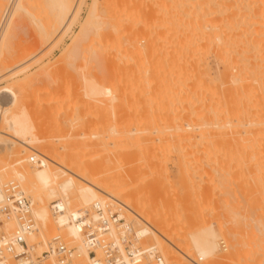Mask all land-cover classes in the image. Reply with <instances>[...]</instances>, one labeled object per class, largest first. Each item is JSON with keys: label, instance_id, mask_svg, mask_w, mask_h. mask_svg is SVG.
<instances>
[{"label": "rangeland", "instance_id": "obj_1", "mask_svg": "<svg viewBox=\"0 0 264 264\" xmlns=\"http://www.w3.org/2000/svg\"><path fill=\"white\" fill-rule=\"evenodd\" d=\"M23 1L24 0H21V2H22L21 3L20 0H6V1L4 0V1H2L3 3L5 2L3 9L0 12V38H1L0 41H2L1 44H3V42H4L3 46L0 44V89L7 86L9 89L13 90L14 92L16 91L17 95H19V98L21 97L20 102L18 103L19 105H18L17 109L14 108L12 111L7 112L6 114L1 113V111H0V130L5 131V133H6L5 134L3 132L0 135V158L2 159V161L5 165V170L3 172L4 173H10V172L12 173V171L14 169L19 171L21 168L19 165L20 162H25L26 164H28L29 167H32V168L42 167L40 165L32 163L29 160V157L31 155H37L36 151H27L25 153L24 151H22L23 146H21L20 144L16 143L13 146H11L12 144H10L11 138L9 137V135H7L8 133L11 134V130L9 129L10 121L12 122L13 119H15L14 121H16V122L24 121L26 123L27 129H28L27 134H31L34 137L40 139L39 143L42 144L41 145L42 147L50 148L52 146H63L64 145V148L66 150H71V153L74 154L73 156L76 157L75 159L78 161L77 162L78 164L79 163L82 164L81 162H84L83 164H85L86 166L88 164H89V166H94L97 170L101 171L100 172L101 176H103V175L105 177L108 176V178H113V180H115V182H117V183L122 182V183L126 184L124 186L126 187V190H127V192H126L127 197H133L134 195H139V196H141L142 199L143 198L145 199V200L144 199L143 200H144V202L147 203L146 205L150 209L158 210V211L161 210V212H160L161 216H163L165 218V220L164 219L163 220L165 221V224H166V226H165L166 232L168 229L167 233L175 235V236H176L175 233H178V234H180L179 236H182V239H184V236H185V240H184L185 243L181 239V241L185 244V246L187 244L186 241L188 242V238H190V237L194 238L195 241H197V243L199 244V243L203 242L204 240L208 239V237L210 236V234L212 232H215L219 237L218 238V240H219L218 244L219 245L217 247V251H215V254L213 253V256H212L213 259L211 258L212 261L215 260L214 264H264V255H263L264 250H262V249H264V242H262V241H264V239H263L264 238V229H262V227H260L261 225L258 226V224H262V223H263L262 225H264V216H263L264 214H262V213H264V207H263L264 206V199H261L264 197V170H262L264 168V166L262 164V162H264L263 145L260 147L263 150L259 149L260 151L253 153L254 157L256 154L259 155L258 157H255L254 160L251 159V158H253V156L250 158L251 155L248 153L249 150L247 151V149L245 147H243L244 145H242V146L239 145V146L242 148H245L246 152L248 153V154H246L244 149H242V151H244V153H245L244 154L245 156L244 155L242 156V151H240L241 153L238 151V149H237V148H239L237 146L238 143L232 142L233 144L230 143L232 145L225 147V148H224L225 145H219V146L217 145L218 148L222 146L225 149V150H223V148L220 149V151H222V156H225V158L224 157L218 158V161L219 162L221 161V163L219 164L218 161L217 162L215 161L218 164L216 166L218 167L221 164H224V166H223L224 168L228 169L230 167L229 170L231 173L230 177H229V175H227L228 177L225 176V179L222 178V181L224 179L227 182V183H225V181H223V183L227 184V186L224 185L223 187H221L223 185V183H221V178L217 179V180L215 179L216 180L215 182L212 179L208 178V177H211V176H208L210 173H207V171L210 172L209 171L210 167H208L209 166L208 164L212 165V164H216V163L215 162L213 163L212 159H210L211 161L210 160L208 161L209 158L206 159L207 158L206 156H205L206 158L204 156H200V154L203 155V153H201L202 152L201 150H198V151H200L198 153L196 151H194L197 149L196 148L197 146L195 145L196 146L195 147L194 144L193 145L191 144V146H194L196 149L193 148V149H191L193 151H191L188 149V147L191 148V146H189V145L187 146V145H184L183 143H181L182 145H184V146L181 145L183 148H185V146H186L187 148H185V149L192 152V155L190 154L189 158H188L189 153L187 151H184L185 149L183 150L182 147L180 146V150L182 149V151L187 152L186 153L187 156L185 155V153H182L183 154L182 155L180 153V150L179 151H178V149L176 150L177 146H175V142L173 141L174 144L171 143L173 137L171 136V133L169 132V130H168V132L166 130V129H168V127H170V125L171 126L177 125L175 122L179 121L178 118L172 119V118H174V116L176 114H177V117H179V115L182 114L181 115L182 118L180 116V121H182V123L181 122L180 123L182 125H183V123L184 124L187 123L186 120H188V118L190 119V116L193 114V111L190 114H187V116L189 115L187 119L184 117L183 114H185V112L187 110L185 108L186 107L188 108V104L190 103L189 97L190 98L193 97L192 96L193 94H189L190 92L193 93L192 89H195L197 91V94H200L202 97H205V96L209 97L210 96L209 98H206V97H205V99L203 98V100H205L207 102V103H205L203 101L205 103V105L201 104L203 107L200 105V103L202 102V101H200L201 98L199 100L200 101V103H199V102H197L198 97L196 99H195V97H193L196 100L195 103L196 102H197V104L199 103L198 105H200V107L193 102L194 105H196L198 108H201V110H202V108H203V110L205 109L204 110L205 112L208 110V109L206 110V108L208 107V104L211 102L212 97H213L212 99H216V101L220 100L218 97L222 98L221 97V94H222L221 88L222 87H220L221 82H219L220 80H218V78H217L218 72L221 71V67L219 65H217L213 56L211 55L207 58L209 67L208 66H206V67H208V70H210L209 74H211L210 76L212 78L211 83H215V85L218 86V90H217V88L213 87V86H215L214 84L212 86L209 83V85H210L209 87L210 88L213 87V89L215 88L217 91V93H215V94L213 91L212 92L210 91L211 94H213V95H210V93L209 92L206 93L207 91H205V90H204L205 93H203V90L201 87L202 85L200 84V82H199L200 85H198L197 80L194 81V79H191V78L188 79L189 77L187 76L188 78L185 77L187 80L184 79L185 81H183V83H181V81L183 80L182 78L185 74H182L183 76L180 75L181 78L178 79L176 73L172 72V74H174V76H172L171 71L165 70V65H163V64L165 63L168 66V64L166 62H164L168 56L166 57L167 53L164 50V45L161 44L162 43L161 37H165L166 35L162 36L163 34H165V31L163 30L164 31L163 32L162 30H159V29H161L162 27H163V29H165L166 27L162 26V22L160 23L161 19H164V16H162V14H161V12L163 10L162 11L160 10V12L158 10V12L154 13L157 9L153 10V9H155L154 6H152V8L150 6V4L152 5V4L156 3V2H154L155 0L153 2L151 0L150 1L145 0V2H144L145 4L140 0H136V1L134 0L135 2L138 1L137 2V3H139L138 6H141L139 8L137 6L136 10L135 9L132 10L131 4H127V5L125 4L127 0H125V3H124L125 5L123 4V1L121 3H119V5L123 4V6L120 5V7L122 6V8H124L123 10L118 7L119 6L118 4L117 5L113 4V6L115 5L118 8L114 6V8L111 9L113 7V6L111 7L112 4L109 5L110 7L108 6V4L110 3L109 1H112V0H109L108 1L109 3H105V1H107V0H104V1L101 0L103 3L107 4V6L109 7V8L107 7L108 10L106 9V5H104L103 3H102L103 5H101V4H99L101 1L96 0V3H98V4L96 5L97 6L96 11L97 12H95V13L92 10V9H94V8H92V5H93V2H95V1H91V0H84L83 1L82 0V5H81L80 11H79V17H77V19H76L77 21L75 20L76 22L74 21V23L72 24V26H71L72 28H70L71 30L69 29L66 32L67 34L65 33L64 35H62L63 37L59 36L57 38L58 42H57V40H55V43L53 44V42H54L53 41L52 44L50 43V46H49V43H47L48 45L44 44L42 46L41 40H39L40 39V36H39L40 31L38 29V26H40L41 20H42V16H41L40 12H38L39 8L37 6H35L34 4H32L31 0H30L31 3L29 2L30 4H28V0H26L27 3L23 2ZM146 1L148 3H146ZM156 1H158V0H156ZM6 2H8V3H6ZM15 2H17V3H15ZM91 2H92V5H91ZM115 2L112 1L111 3H115ZM129 2L132 3L131 0ZM20 3L22 5L21 7L24 6L23 9H25V6H26V10H23L22 8L20 9V5H19ZM16 4H18L19 6ZM144 5L146 6V8L144 7L143 9H140ZM16 6H18L19 8L18 7L16 8ZM99 6H101L100 8H102V9H99ZM103 6H105V7H103ZM126 6L127 7L129 6V7L127 8ZM149 6L151 9L150 8H148V9L153 10V11H149L147 9V7H149ZM27 7L30 9H27ZM93 7H95V4ZM88 8H89V12H88ZM103 8H105V10ZM130 8H131L132 12H131V10L129 11ZM17 9H18V11L16 12ZM98 9L102 10L101 13L104 16V18L100 17L102 14L99 16L102 20L104 19V21L102 22V26H100L101 25L100 19H99L100 23H99L98 19H96L98 21L99 25H97V22H96V25L98 27L97 28L95 27L96 30L91 29L93 31L89 32L90 36L88 33H86V35H87L86 39H83V41L81 42V43H84L83 44L84 46H82L83 49L81 50L79 47L76 48V46H77V45H75L76 42L75 43L73 42L76 40H73V39H75L74 37L79 35V34H76V33H79V30L82 33V29H79V28H81L80 25H83L85 23V20L90 22L88 19H91V17L93 16V13L94 14L98 13ZM109 9H110V11H109ZM140 10L142 12V13H140L141 15L139 14ZM142 10L143 11L145 10L144 11L145 14L143 13ZM25 11L26 12L28 11V13L29 12L30 13L28 14ZM31 11H32V13L35 12V15H33V17L31 16V14H32ZM119 11H121V12L123 11L121 14V16L122 15L123 16L122 17L119 16L120 18L119 17L118 18L121 19V21H123V18L124 19L128 18L127 20L129 21V24H127L128 23L127 20L125 22L123 21L125 24L122 22L121 26H123V24L124 25L127 24L128 26H130V29H131L132 24H134V25L139 24V26L135 25V27L133 28L134 29L133 32L136 34L135 30H138V29H136V26H138L137 28L140 27V29H141V30H139L140 34H139V31L136 34V37L138 35L139 40L135 37V34H133L132 37L133 38L135 37L136 41H135V39H133L134 41L132 39L130 41H126L125 38H127V37H125L124 40L122 39L123 44H124V41L126 43L133 41V43H134L133 44L131 42L133 44V46L130 43H129L130 45L128 44L126 46L128 50L122 48L123 49L122 55H123L124 50L128 51V53L127 52L125 53V51H124V54H127L125 57V60H127V61L124 60V56L120 57V58H122V60H121L122 63L119 61L120 58L115 59V55L118 54L116 49H114L117 52L116 54H114L115 51L113 50V48H111L113 55H111V53H109L111 50V49L109 50V47L111 44H107L108 50H106L107 49L106 48V46H107L106 42H105V45H106L105 47H104V45L100 44L102 46L101 47L102 49L106 48L105 49L106 52L104 49L101 50L104 52V53H102V54H104L103 58L107 57L109 54H110V56H112V57L108 56L109 58H107V59H110V61H108V62L112 61L109 65V67L110 66L112 67L111 64L113 62H114L115 66L120 63L122 65V66L120 64L118 65L121 67L120 71H119V68H117V66L115 67L114 65L113 66L115 68L106 67L107 65H105V64H108L106 58H105L106 62L104 64L105 65L104 67H106V68H102V64H103L102 61H101V64H100V62L99 63L97 62V63H95V65H97V64L98 65L93 66V64L96 61V59L98 58V56H99V58H102V55L100 56V54H101L100 52L98 55V53L96 52V51H98V50H96L97 48H95V52H94L93 51L94 48L92 47V45H91L90 49L87 46H90V44L95 43L94 47H96V44H98V42L97 43L94 42L95 38L91 42L90 41L91 38H93V35H94V37H96L95 33L99 32L98 30H101L100 32H104V31H106V29L109 30V28H106L105 23L107 22V20L110 21L108 18H112L113 16H114V18H116L115 15ZM128 11L131 12V14L130 13L128 14L129 16L133 15V14H134L133 16H135V14H136V17H135L136 19L132 16L134 19V20L132 19V21H131L132 23L130 22L131 19L129 20L130 17L128 15H127L128 17L127 16L124 17L125 14L128 13ZM136 11H138V12H136ZM109 12H110V14H109L110 16L113 12L112 17H108V15L106 16V14H108ZM115 12H116V14H115ZM149 12H151L152 14L150 15ZM90 14H91V17H89ZM99 14H100V12H99ZM18 15L20 16V18ZM97 15H95V16H97ZM145 15H146V17H145ZM137 16H139V17H137ZM154 16L155 17L158 16L156 18L157 20L155 19ZM84 17H86V18H84ZM151 17H153V18H151ZM118 18H116V19H118ZM141 18H143V19H141ZM83 19H85L84 23L81 24ZM93 20L95 21V19H93ZM135 20L138 23L137 22L134 23ZM39 21H40V23H39ZM94 21L92 23H94ZM111 21H113V19ZM114 21L116 22L115 19H114ZM155 21H156V23H155ZM115 22H110V24L111 23L115 24ZM116 23H120V22H116ZM150 23H155L158 25L160 23L161 27H158V25L153 26V24H150ZM89 24H91V23H89ZM144 24H145V26L146 25L147 26L145 27ZM87 25H85V26L83 25V26L86 27ZM92 25H90V28ZM116 25L118 26V24H116ZM148 25H150V26H148ZM117 26L114 25V27H116V29H118ZM84 27H83V33L85 30ZM93 27L94 26H92V28ZM110 27H111L110 28V33H111V29L113 28V25L112 26L110 25ZM147 27H148V29L144 30ZM152 27H154L155 29ZM86 28H88V26ZM119 28L121 29V27H119ZM125 28L126 27L123 26V28L121 29L122 31L120 29H118V31L123 32V29H125ZM127 28H129V27H127ZM102 29L104 31H102ZM114 29H112L113 33H115L117 31V30L115 31ZM153 29H154V31H153ZM108 30H107V32H108ZM132 30H130V32H132ZM3 31H5L6 33ZM125 31H126V29H125ZM161 31L163 33H161ZM120 32H118V33H120ZM126 32L129 33V31H126ZM83 33H82V35H83ZM159 33H161V36L159 35ZM1 34H4L3 36H4V38H6L5 41H4V38L1 36ZM12 34H13V36H12ZM123 34H126V33H123ZM151 34H153V36H151ZM131 35H132V33H131ZM8 36H9V38H8ZM125 36H127V34ZM129 36H130V34H129ZM81 37L82 36L80 34V38ZM121 37H123V36H121ZM145 37H146V40H145ZM60 38H62L61 39L62 41L60 40ZM80 38H76V39H80ZM83 38H84V36H83ZM129 39L127 38V40H129ZM152 39H153V41H152ZM85 40L87 41V43H86L87 45H85V42H84ZM162 40H163V42H165L164 40H166V39L163 38ZM80 41H81V39H80ZM72 42L74 43L76 49L72 47V46H74L73 44L71 45ZM166 42L167 43H165V45L168 46V41H166ZM78 43H79V41H78ZM126 43L124 44V46L126 45ZM137 43L139 44V46ZM52 45L54 46L53 48H52ZM70 45H71V47H70ZM79 45H81V44L79 43L78 46ZM68 47H70L71 50H73V52H74V49L76 51H80V50L82 51V54H80L79 52L77 53L75 51V53H76L75 56H77L76 58L72 54V57H74L75 60L78 58V54H79V56L80 55L85 56L84 52L88 49H89L88 52L92 51L91 52L92 57L94 55H95V57H97V58H95V57L92 58L90 55L91 53H88L89 55L85 53L86 55H88L90 57V59L93 62V64H92L93 67H91V69L94 68L93 69L94 71L91 72V75H92L91 76L92 77L91 83L97 90H99L96 95L91 94V96L92 95L95 96V97L93 96L94 98L89 97L90 95L88 96L87 94L86 95L84 94V90L86 88L83 89V87L85 85L83 84L82 77L80 78L81 74H83V72H81V70H84L83 69L84 67L82 66L83 67L82 68L80 66V62H81V65H83L82 62L84 60H81V61L77 60L76 62H74L75 60L73 59V61H72L75 63L76 68L79 66L82 68L81 69L79 67L80 71H79V69H78V71H74L75 67H73V70H72L69 66H67L68 65V64H66L67 62H69V64H71L70 65L71 67L73 65L72 63H70V61L72 59L71 60L69 59V58H71V55H70V57H68L69 53L71 52V50H69ZM97 47H99V45ZM111 47H113V46H111ZM171 48H172V46H171ZM171 48L170 49L166 48V50H168V52H169V50L171 51ZM77 49H80V50H77ZM98 49H100V48H98ZM66 50H69L70 52L67 53ZM113 51H114V53H113ZM140 51H142V52H140ZM65 52L67 53L66 56L63 55ZM93 52L97 53V55L94 54ZM163 52H165V53H163ZM162 54L163 55L165 54L164 57ZM157 55H159V56H157ZM64 56L66 57L65 59L62 58ZM155 56L157 57V59ZM160 56H161V58L162 57L164 58L163 59L164 61L161 58L159 59ZM67 57L70 61H67ZM61 58H62V60H61ZM81 58H83V57H81ZM99 58H98V60H99ZM93 59L95 61H93ZM141 59H142V61H141ZM64 60H66V62ZM116 61L118 63H116ZM63 62H64V64H66L67 67H69L70 70L63 64ZM77 62H79V64H78L79 66L77 65ZM156 63L157 64L160 63V65H162L164 67L162 68L160 65L157 66ZM151 64L155 65L156 68H155V66H152ZM23 65H26V68L24 70H22L21 72H17V69L19 67H22ZM62 65L64 66V68L66 67L71 72L70 74H72V77L73 76L76 77L75 79H73L74 80L73 84H75V85H73V87L76 86V88L74 87L75 89L72 87V83H71L72 80H70V78H72V77H70L71 75L70 76L67 75V73L69 71L67 70L68 72H65V74H66L65 75L63 73L64 68ZM159 66H160V68H159ZM167 66H166V69L169 67V66L168 67ZM95 67L97 69L99 67H101L102 70L104 69L105 71L104 70L102 72L100 71L101 72L100 74H102L103 72H105V74L103 73L104 75L100 76L99 72H98L99 70L95 69ZM153 69H155V71H157V72L155 73V71ZM158 69H160L162 71V74H163L162 76H161V71ZM174 70H175V68H174ZM121 71H123L124 74H122L123 72H121ZM138 71H140V72H138ZM163 71H165V72L167 71V73L165 74L166 77H168L170 79L172 77L173 80L176 78L177 81H175V82L180 83V84H184L183 86L181 85L182 88L187 87V84H188L189 88L188 87H187L188 89L183 88L184 89V91H183L181 89V87L179 86V84L177 85V83H176V88L179 86L177 88V90L179 92L175 91V89H174V90H172V93L174 91L175 93L177 92V94H179V95H177L175 93H174L175 95L170 94V91H171L170 88H172V89L175 88V87H173V85H175V83L174 84L172 83V87H171V85H169L170 86V88H169L168 84H170V83L167 82L168 78H166L164 76ZM75 72H76V74H75ZM97 72H98V75H96ZM119 72H121V74L123 75L122 76L123 80H121V78L117 79L118 75H120ZM142 72H143V74H142ZM168 72H170V73H168ZM77 73L79 74L78 79H80V81L82 82L83 87L78 86V84H77V82L80 84L79 80L77 79V75H78ZM154 74L157 76H155ZM167 74H168V76H167ZM119 77H121V76H119ZM156 77H158L159 79H157ZM163 77L166 78V81H165V78H163ZM206 79L208 80V78H206ZM75 80H76V83H75ZM179 80H180V82H179ZM190 80L192 83L189 82ZM212 80H213V82H212ZM214 80H215V82H214ZM198 81H200V80H198ZM206 81H204L203 83L201 82V83L204 84V86H205ZM166 82H167V84H166ZM171 82H172V80H171ZM184 82H186V84ZM208 82H210V81L208 80ZM208 82L206 84H208ZM161 83H162V85H161ZM164 83H165V85H167L166 87H168L169 89H167L165 87ZM189 83L191 85L192 84L194 85V86L192 85L193 88L189 86L190 85ZM196 84L198 86H196ZM162 86L165 88V91L170 90L168 93L170 98H172V95L179 97L182 94H183L182 95L183 97L182 96H180V97L184 98L186 95L184 92L187 93V91L185 89H187L189 91V89L192 88V89H190L191 91H189V93H187V95H186V97H188V96L189 97L184 98L187 101V104L184 103V102H186L184 100V102H182V104L183 103L184 104L181 105L182 107L184 105H186V106L184 108H182L179 105L181 103V101L177 102L175 99L172 98V100H175L176 103H178L177 106L180 107V108H178L179 109L178 110L176 108L177 106H175L176 105L175 101L173 102L172 100H170V98H168V97L166 98V96H168V95H166L167 91H166V93H165V91H162V89L164 90V88ZM195 86H196V88L198 87V89H196ZM179 88H180V90H179ZM199 88L201 89L202 93L199 91ZM203 88H205V87H203ZM207 88H208V86H207ZM213 89H209V90H213ZM219 89L221 90V92ZM18 90H20V91H18ZM154 90H156V91H154ZM22 92L24 93V95ZM180 92L182 94H180ZM156 93L158 96L153 95ZM158 93H161L162 95H165V96H159ZM194 95L196 96V94H194ZM214 95H220V96H214ZM65 96H67V97H65ZM152 97L158 98V101H156L157 100L156 98L154 100ZM62 98H64V99H62ZM193 98H191L192 99L191 101H193ZM223 98L225 99V97H223ZM167 99H169L175 105L171 104V102L168 101ZM176 99L179 101L180 98L179 99L176 98ZM208 99L210 100L209 102L207 101ZM224 99H221L220 101L224 102ZM59 100L60 101L63 100V103H64V104L62 103V105H63V106L61 105L62 107L59 106V108H61V109L55 108V106H56L55 104L56 103L58 104V102H60ZM65 101H66V103H65ZM164 101H165V103H164ZM167 101L169 102V105L167 104L168 103ZM182 101H183V99H182ZM53 102H54V104H53ZM214 102L215 101H212V103H210V104H213L212 106L209 105L211 108L213 106H215ZM151 103H153V104L151 105ZM163 103L168 105V106L165 105L167 108L170 107L169 112L172 113L175 111V109L177 111H181V112L175 111V114L172 113V115H170L171 113L168 112L169 109H165V106ZM193 103H191L192 107L194 106V105H192ZM49 104H50V106L53 104L51 108H50ZM58 105H60V104H58ZM160 105H163L164 107L160 106ZM171 105H173V107L175 108L174 111H171V110H173V107H171ZM148 106L150 109H148ZM161 107L164 108L165 110L163 109L164 111H162ZM198 108H194V110L198 109ZM138 109H140V110L138 111ZM190 110H193V109H190V105H189V110L186 113H189ZM201 110H199L200 113L197 112V113H199V115H203V110H202V114H201ZM161 112L164 114L162 115ZM167 112L169 114H167ZM147 113H149V114L146 115ZM197 113H194V115L191 116L195 119L194 120L193 118H191V119H193V122L196 121V118L198 120V118L200 117V116L196 115ZM158 114H159V116H158ZM173 114H174V116H173ZM160 115H162V116H160ZM169 116H171L169 119H171L172 122L168 119ZM6 118L8 119L9 123H8V121H6ZM154 118H156V119H154ZM164 118H166V119H164ZM151 119H152V121H151ZM153 119H154V121H153ZM161 120L166 124H168L169 122H171L173 124L169 123L168 124L169 126L164 124L163 122H162V124H160ZM174 120H176V121L173 122ZM165 121H167L168 123ZM191 121L190 122L188 121V122L192 123ZM151 122H153V123L156 122V123L153 125ZM158 122H160V123H158ZM135 125H137V126H135ZM178 125H180V124L178 123ZM165 126H167V127H165ZM163 129H165V130H163ZM173 129L174 128H172L170 130H173ZM230 129H232V128H230ZM230 129H227V127H225V129H223V130H227V132H229ZM127 130H129L130 132H128ZM120 131H122V133H124V134L127 133L126 135H128V134L130 135L134 131H137V132H134V134L132 133L131 134L132 136L130 135V137L128 135L129 139L126 138V140L121 142L122 139L119 136V134L121 133ZM174 131H175V129H174ZM174 131L172 132L173 135L175 133ZM139 132L141 134H139ZM5 135H6V137H5ZM135 135H136V137H135ZM166 136L167 137L169 136V137L167 138ZM170 136L172 138H170ZM138 137L140 138V140ZM133 140H135V141L133 142ZM126 141H128V142H126ZM107 143H108V145L105 146V144H107ZM134 143H136V144L139 143V144H137V146H136V144H134ZM9 145L11 146V148ZM43 145H45V146H43ZM171 145H174V146H171ZM228 145H229V143H228ZM135 146H136V148H135ZM235 146H237V148ZM198 148H199V146H198ZM226 148L228 150H231L233 148L234 150L232 149V152L234 151L236 153L235 154H234V152L228 153L227 152L228 150ZM60 149H61V151L64 150L63 148H60ZM199 149H202V146H200ZM236 149H237V151H236ZM239 150H241V149L239 148ZM171 151H173V152H171ZM129 152H130V154H129ZM174 152L175 153L177 152L176 153L177 155ZM178 152H179L180 157H181V155H182V157H184V155H185L184 158L181 157L182 160L180 159ZM193 152L197 153L198 155L194 154ZM224 152H227L225 154H228V159H226V157H227L226 155H223ZM258 152H261L262 154L258 153ZM231 153L233 155H231ZM236 154H237V156H235L236 158H234V155H236ZM38 155H37V158L40 159L41 154H40V157ZM220 155H221V153H220ZM197 156L199 158L204 157L205 159L204 158L199 159ZM218 156H219V154H218ZM241 156L243 158H245V157H247V158L243 159ZM44 157L45 156H43V158ZM229 157L230 158L233 157V159L232 158L229 159ZM237 157L238 158L241 157L242 160H241V158L237 159ZM197 158H198V161H200V160L202 161V162L201 161L199 162V163H201L200 166H199L198 161H195ZM221 158H224V159H221ZM46 159L49 161L48 158H46ZM189 159L191 160V162ZM234 159H235V162L232 161ZM248 159L251 161H249ZM179 160L182 162H180ZM204 160H205V162H204ZM228 160H229V162L226 163V161H228ZM243 160H245L247 164ZM79 161H81V162H79ZM185 161H187V162H185ZM222 161H223V163H222ZM183 162H184V164H183ZM187 163H190V164H188V166H186ZM206 163L208 165L207 167H206ZM256 163H258L257 167H259V165L261 166V167H259V169L261 168L260 170L256 167V165H257ZM95 164H96V166H95ZM97 164H98V166H97ZM180 164L182 167L180 166ZM196 164L198 167L196 166ZM226 164L227 165L229 164L230 166L228 165L229 166L228 167ZM233 165L235 166V168ZM190 166H192V168H194V169H192ZM240 166H241V168H240ZM189 167H190V170H189ZM199 167H201L200 170H204V169L207 170V171H204L205 174H204V172H201L202 174H200ZM221 167H222V165H221ZM245 167H247V168L245 169ZM249 167L252 168V169H250L251 171L248 170ZM195 168H197V169H195ZM202 168H204V169H202ZM242 169H243V171H242ZM192 171L193 172L195 171V172L193 173ZM249 171L253 173L252 177H254V175L257 176V174H259L257 177H260V179L263 178L262 182H260L261 180L258 178V181H259V183H258L256 176H255L256 181L254 182L255 179L251 177V173ZM232 172H233V174H232ZM191 173H193V174H191ZM243 174H245V175H243ZM248 174H250V175H248ZM238 176H240V177H238ZM200 177H201V180H200ZM61 178L64 179L65 177L62 176ZM61 178H60V180H62ZM227 179H228V181H227ZM5 182L8 183L7 180L6 181L2 180V182L0 183V187L2 185L6 184ZM14 182L18 183L17 180H14ZM253 182L255 184H253ZM256 183H257V186H255ZM199 184H201V185H199ZM233 186H234V188H233ZM205 187H206V189H205ZM20 188L24 191L25 195L29 199L33 200L32 201L33 207H35L36 204L38 205V203H37L38 200L36 197H34V194L32 192H26L22 186H20ZM244 188H247V190ZM239 189H241L243 192H241V190H239ZM258 189L261 192L262 191L263 192L261 193ZM237 190L240 192H238ZM253 190H254V192H253ZM255 190H257V191H255ZM134 191H135V193H134ZM259 192L262 195H260ZM57 193H58V191H57ZM252 193H253V195H250ZM189 194H191V195H189ZM192 194H193V196H192ZM195 195H197L198 197ZM254 195L255 196L257 195L256 198ZM200 197H201V199H199ZM237 198H238V200H237ZM149 199H151V201L153 200L152 204H151V201ZM177 199H178V201H177ZM234 199L237 201V203H235L236 201ZM50 200H51V198H50ZM50 200H48V201L50 202ZM253 200L255 201V203ZM104 201L105 202H112V201H110V199H107V198ZM182 203H183V205H182ZM50 204L48 205L49 207H50ZM174 204L175 205L177 204V205L175 206ZM134 205L129 206L128 208L131 209L132 211H134L135 213L136 212L139 213L141 210L140 209L141 207L139 208V207L134 206ZM239 206H241V207H239ZM248 206H251V209L254 208L255 212L253 210H251L250 207H248ZM254 206H256V207H254ZM189 207H191V208H189ZM236 207H238L240 209V212H243L244 216L246 214L251 215V217H250V215L248 217L252 218L253 220H251L248 217L246 218V221H248V223H249L246 226L247 227L249 226L248 227L249 229L245 226V224H247V222L245 221V218L242 219V216H239V214L236 213V210H237ZM242 207H244V209ZM186 208H187V210H186ZM241 208L243 210H241ZM246 209L249 213H247V211H245ZM81 210H84V209H80V211ZM165 210H166V212H165ZM141 211H143V210H141ZM251 211H252V213H251ZM244 212H246V214ZM257 212L259 214H261L260 217H258L259 214ZM174 213L176 215H174ZM125 215L128 218L135 220V217L126 210H125ZM50 216H51V220H52L53 229H55L54 230L55 233L50 232L52 230L51 227L49 228L50 230L48 231L51 234L50 233L48 234V232L46 234V232H45L46 237L48 236V242L50 241L51 237L56 233H62V234L67 235L66 229L68 228L67 227L66 229L65 228L60 229L58 227V225H56L57 223L55 222L56 221L55 217H53L52 214ZM255 216L257 217V219L255 218ZM236 218H240V219H236ZM234 219L236 221H240V226H238L239 225L238 223H232ZM247 219H249V220H247ZM254 219L256 221H254ZM219 220H220V222H219ZM244 221H245V223H244ZM221 222H223L224 225H222ZM253 222L256 225H254ZM139 224L142 225L141 223H139ZM173 224H175V225L173 226ZM241 224L243 226H241ZM250 224H252L253 227H251ZM11 225H12V227H11ZM149 225L151 227H153V226L155 227V224H153V223L149 222ZM174 227L177 228V230H175ZM238 227H239V230H238ZM256 227H259L258 231H260L259 229L261 228L262 232L260 231V233H258ZM15 228H16L15 222H7L3 225H0V235L1 234H9ZM240 228L241 229L246 228V229H244L245 230L244 231V230H240ZM251 228H253V229H251ZM233 229H234V231H233ZM174 231H175V233H174ZM209 231H211L210 234H209ZM246 232H247L248 236L246 235ZM250 232H252V235ZM240 233H241V235H240ZM253 233L254 234L256 233V234L254 235ZM261 233H263V234H261ZM39 235L40 234H36L35 238L33 240H31V242H30V244H33L35 246L34 252L36 255H39L44 250V247L41 244L42 239H40L42 237H40ZM245 237H249V238H245ZM68 239H69V237H68ZM232 239H234V240H232ZM235 239H236V241L238 240L237 242H241V243H239V244H241L240 247L244 246L243 242L245 244V242H247V240L248 241L252 240V242H250V244H249V247L245 245L247 247V250H248V248L250 249V251L248 250L249 253H244V254L243 253H241V254L230 253L231 252L230 250H232V247L230 245L231 241L236 242ZM243 239H245V241ZM254 240H255V243H254ZM39 241H40V243H39ZM144 242L156 244L153 239H150V237L146 238L144 240ZM257 242H261L262 245H259ZM251 243L253 244L254 247L251 246L252 245ZM257 244H258V247L256 246ZM158 248L160 249L161 254L164 257V253H163L162 249L160 247H158ZM189 248L187 247V249L182 250L183 253H185V255L188 254L189 257L187 255H186L187 256L186 257L185 255H183V253L182 254L175 253L176 255L178 254L179 257L183 261L186 259L185 262H183V264L184 263L185 264H191V263L192 264H195V263L196 264H206L207 263V260H208L207 257H204V259L202 260V257L196 251H194L195 250L194 248H191V249H189ZM228 249H229V251H228ZM256 249H257V251H256ZM251 252H253V254ZM245 254L248 255V257ZM250 256H252V257H250ZM245 257H247V258H245ZM164 259H165V257H164ZM171 259L169 258V260H171ZM189 261H191V262H189ZM165 262H166V260H165ZM170 263L171 262H169V264ZM171 264H174V263H171Z\"/></svg>", "mask_w": 264, "mask_h": 264}, {"label": "bare ground", "instance_id": "obj_2", "mask_svg": "<svg viewBox=\"0 0 264 264\" xmlns=\"http://www.w3.org/2000/svg\"><path fill=\"white\" fill-rule=\"evenodd\" d=\"M2 1H4V0H0V12H1V10L3 9V6H4V3L2 2ZM6 1V0H5ZM32 1V4H34L35 6H37L38 8H39V11L38 12H40V14H41V16H42V20H41V24H40V26H38V29H39V31H40V39L39 40H41V45L43 46L44 44H47V43H49V46H50V43L52 44V42H53V44L55 43V40H57V42H58V37L59 36H62V35H64L70 28H72L71 26H72V24L74 23V21L77 19V17H79V11H80V8H81V5H82V0H31ZM84 1V0H83ZM91 1H95V2H93V5H92V2H91V5H92V8H94V9H92L93 11H94V13L95 12H97L96 11V5L98 4V3H96V0H91ZM101 1V0H100ZM102 1H104V0H102ZM100 2L99 4H101V5H106V9L108 10V8L110 7L109 5H111V7L113 6V4H115V5H119V3H121L122 1H123V4L125 3V0H112L113 2H115V3H111L112 1H109V0H107V1H105V3H109L108 4V6H107V4H105V3H103V2ZM109 1V2H108ZM130 1V0H129ZM128 0L126 1V5L127 4H131L132 5V10L133 9H137V6H138V4L139 3H137V2H135L134 0H131L132 1V3L131 2H129ZM140 1H142L143 3L145 2V0H140ZM150 1V0H149ZM152 2L154 1V0H151ZM20 2H21V0H20ZM23 2H26V0H24ZM30 2V0H28V4H30L29 3ZM128 2V3H127ZM141 2V3H142ZM151 2V3H152ZM154 2H156L155 4H150V6H151V8H152V6H154V8L155 9H153V10H156L154 13H156V12H158V10H159V12H160V10L162 11L161 12V14H162V16H164V19H161V21H160V23L162 22V26H165L166 28L165 29H163V27L161 28V29H159V30H164L165 31V34H163L162 36H164V35H166L165 37H161L162 39L163 38H165L166 40H164L165 42H163V40L161 39V41H162V45H164V50H165V52L167 53L166 54V60L164 61L163 59V57H164V55H163V57L161 58V56L159 57V59L161 58L164 62H166L167 64H168V66L164 63H162L163 65H165V70H168V71H171V75L172 76H174V74H172V72H174V73H176L177 74V77H178V79H180L181 77H180V75H182V74H185L184 76H183V80L181 81V83H183V81H185V80H187L186 78H188V79H194V81H196L197 80V84L198 85H202L201 87H202V90H203V93H205V91H207L206 93H210V95H213V94H211V92L213 91L214 92V94L215 93H217V91H216V89L215 88H217V90H218V86L217 85H215V83H211V74H209L210 73V70H208V61H207V58L209 57V56H213V58L215 59V62L217 63V65H219L220 67H221V71H219L218 72V80H220L219 82H221V84H220V87H222L221 88V90H222V92H221V90H220V92L222 93L221 94V97L222 98H220V97H218L220 100L221 99H224L223 97H225V99H224V102L223 101H216V99H212L211 98V102L210 103H212V101H215L214 102V105L215 106H213L212 108L209 106V105H213V104H208V107L206 108V112L203 110V108H202V110H203V115H199V113H200V111L199 110H201V108H198L196 105H194V103H195V99L198 97V99H197V102H199L200 103V101H202L201 103H200V105L201 104H204L205 105V103H207L205 100H203V98L205 99V97H202L200 94H197V91L195 90V89H192L193 88V86L190 84V83H192L191 82V80L189 81L190 83V87H192V88H190V89H192V91H193V93L192 92H190L189 93V91H191L190 89H189V91L187 90L189 87H188V84H187V87H183V88H187V89H185L186 91H187V93H189V94H193L192 96L193 97H195V99L193 98V97H191V98H193V101H191L192 99L189 97V99H190V103L188 104V108L186 107L185 109H187L186 110V112L189 110V105H190V109H193V110H190V112L189 113H186L185 111V114H183L184 115V117L187 119L188 118V116H187V114H190L192 111H193V114L191 115V116H193L194 115V113H197V112H199V113H197L196 115L197 116H200L199 118H198V120H197V116L195 117L196 118V121H194L193 122V117H191L190 116V119L191 118H193V119H189L188 118V120H186L187 121V123L186 124H184L183 123V125L181 124L182 123V121H180V116L182 115V114H180L179 115V117H177V114L174 116V114H175V111H177L174 107H173V105H175V104H173L170 100H172V98L173 99H175L177 102H180L181 101V103L179 104L180 106L181 105H183L184 103H186L187 104V101L184 99V98H188V97H186V95H187V93L186 92H184L186 95H185V97L184 98H182L183 96V92L181 93L180 92V94H182V95H180V96H182V97H176V96H174L175 94H177V92L175 93L174 91H173V93H172V90H174L175 89V91H178L177 90V88L180 86L181 87V89L184 91V89L182 88V86L184 85V84H180V83H177V82H175V81H177V79L175 80H173L172 79V77H171V79L170 78H168V77H166L165 76V74L167 73V71L165 72V71H163L164 72V76L166 77V78H168V80L170 81H168L167 80V82L168 83H170V84H168V87L170 88V86L169 85H171V87H172V83L174 84L175 83V85H173V87H175V88H170L171 89V91L170 90H166L167 91V93H166V91H165V88L163 87L164 85H165V83H164V85L162 86L163 88H164V90L162 89V91H165V93H166V95H168V96H166V98L168 97V98H170L169 97V91H170V94H174V95H172V98H170V100L169 99H167L168 101H170L171 102V104H173V105H171V107H173V110H171V111H174V109H175V111L174 112H172V113H174L173 114V116H174V118H172V119H177L178 118V122H175L176 120H174L173 122H175L177 125H170V127H168V129H166L167 130V132H168V130H169V132L171 133V136L173 137H171L170 136V138H172V144H174L173 143V141L175 142V146H177L176 147V150L178 149V151L180 150V146L182 145L181 143H183L184 145H189V146H191V144L193 145L194 144V146L197 148H195L194 146H191V148L190 147H188V149L189 150H191V149H196V150H194V151H196L197 153L198 152H200V151H198V150H201L202 152L201 153H203V155H201L200 153V156H206L205 158L206 159H208V161L210 160V159H212V162L214 163L215 161L217 162L218 161V158H220V157H224L225 158V156H222V151H220V149L221 148H223L222 146L221 147H217V145L219 146V145H225L224 146V148L225 147H228V146H230V145H232L233 143H238V147L241 149V150H239V148H237V146H235L237 149H238V151L240 152V151H242V149H244V151H245V153L246 154H250L249 156H250V158L253 156V158H251L252 160H254V158L255 157H258L259 155H255V157H254V154L253 153H256L257 151H260L259 149H261L260 147L263 145V149H264V0H158V1H154ZM6 3H8V2H6ZM13 3V2H12ZM15 3H17V2H15ZM22 3V2H21ZM21 3L19 4L20 5V9L22 8L23 9V7H21L22 5H21ZM27 3V2H26ZM103 3V4H102ZM146 3H148L147 1H146ZM94 4H95V7H93L94 6ZM123 4H120V5H122L123 6ZM124 4V5H125ZM145 4V3H144ZM16 5H18V4H16ZM18 5V6H19ZM114 5V6H115ZM120 5L118 6L119 8H121L122 10L124 9V8H122V6L120 7ZM141 5V4H140ZM18 6H16V8L18 7ZM30 6V5H29ZM114 6L111 8V9H113L114 8ZM150 6L149 7H147V9L148 8H150ZM101 6H99V9H102V8H100ZM103 7H105V6H103ZM108 7V8H107ZM115 7H117V6H115ZM117 7V8H118ZM127 7V6H126ZM129 7V6H128ZM127 7V8H128ZM139 7H141V6H138V8ZM146 8V6L144 5L142 8H140V9H143V8ZM15 8V7H14ZM19 8V7H18ZM131 8L129 9V11L131 10ZM150 8V9H151ZM27 9H30V8H28L27 7ZM36 9V8H35ZM90 9V10H91ZM98 9V13H96V14H94L93 13V16L91 17V14H90V16L89 17H91V19L93 20V19H95V21H94V23H92L93 21L91 20V19H88L90 22H88L87 20H85V19H83L82 20V23L81 24H83L84 23V20H85V23L83 24L84 26L85 25H87L88 26V28H86V27H84L83 25H80L81 26V28H79V29H82V33H83V27H84V33H83V35H82V33H81V31L79 30V33H76V34H79L78 36H76V37H74L75 39H73V40H76V41H73L74 43H75V45H77L76 46V48H80L81 50L83 49V47L82 46H84L83 44L84 43H81L82 41H83V39H86V37H87V35H86V33H88L89 34V32L91 31H93V30H91V29H95L96 30V28L98 27L97 25H99V23H100V21H101V25L100 26H102V22L104 21V19L102 20L100 17H103L104 18V16H103V14L101 13L102 12V10H99ZM104 10H105V8H103ZM120 9V10H121ZM150 9H148L149 11H153V10H150ZM15 10V9H14ZM23 10H26V6H25V9H23ZM22 10V11H23ZM132 10H131V12H132ZM18 11V9L16 10V12ZM37 11V10H36ZM109 11H110V9H109ZM128 11V13L127 14H125V16L124 17H126L129 13L131 14V12H129ZM143 11V10H142ZM145 11V10H144ZM144 11H143V13H144ZM15 12V11H14ZM24 12V11H23ZM22 12V13H23ZM26 12V11H25ZM88 12H89V8H88ZM92 12V11H91ZM99 12H100V14H99ZM106 12V11H105ZM117 12V11H116ZM116 12H115V14H116ZM123 12V11H122ZM122 12L121 11H119L116 15H115V17L116 18H118L119 16L120 17H122L121 16V14H122ZM136 12H138V11H136ZM21 13V12H20ZM26 13H28V11L26 12ZM30 13V12H29ZM28 13V14H29ZM31 13H32V11H31ZM34 13V14H33ZM32 14H31V16L33 17V15H35V12H33ZM37 13V12H36ZM104 13V12H103ZM126 13V12H125ZM140 13H142L141 12V10H140V12H139V14ZM150 13V15L152 14L151 12H149ZM98 14V15H97ZM102 14V15H101ZM105 14V13H104ZM110 14V12L108 13V14H106V16L108 15V17H112L113 15V12H112V14H111V16L109 15ZM145 14V13H144ZM20 15V14H19ZM18 15V16H19ZM22 15V14H21ZM25 15V14H24ZM37 15V14H36ZM95 15H97V16H95ZM101 15V16H100ZM134 15V14H133ZM133 15H128L130 18H129V20H130V22L132 21V19H133V17L135 18L136 17V14H135V16H133ZM141 15V14H140ZM154 15V14H153ZM158 15V14H157ZM39 16V15H38ZM40 16V17H41ZM88 16V15H87ZM100 16V17H99ZM127 16V17H128ZM133 16V17H132ZM39 17V18H40ZM98 17V18H97ZM119 17V18H120ZM132 17V18H131ZM137 17H139V16H137ZM145 17H146V15H145ZM155 17V16H154ZM158 16H156L155 17V19L157 18ZM19 18H20V16H19ZM36 18V17H35ZM84 18H86V17H84ZM116 18H114V16L112 17V18H108L110 21H108L107 20V22L105 23L106 24V28H109V30L108 29H106V31H104L103 29H102V31H104V32H100L101 30H98L99 32H96L95 33V36L96 37H94V35H93V38H91V42H92V40L94 39L95 41L94 42H98V44H96V47H94L95 45V43H93V44H90V46H87V47H89V49H90V47H91V45H92V47L94 48L93 49V51L95 52V48H97L96 50H98V51H96L97 53H98V55H99V52L101 53L100 54V56L102 55V58H99V56H98V58H99V60H98V58L97 57H95V55L93 56V57H95V58H97L96 59V61L93 59V61H95L94 62V64H93V62H92V60L90 59V57L88 56L89 54L88 53H91V52H88V50H86L85 52H84V55L85 56H81V57H83V58H81L80 56H79V54H78V58L75 60V58L77 57V56H75L76 55V53H75V45H74V43L72 42L71 43V45L73 44L74 46H72L73 48H75L74 49V52H73V50H71V45H70V47H68L69 48V50H71V52L69 51V50H66V52L67 53H69V55H68V57H70V55H71V58H69L68 59V57H67V61H70V63H72L73 65H72V67L70 66L71 64H69V62H67L66 64H68L67 66H69L72 70H73V67H75L76 65H75V63L74 62H76L77 60H79V61H81V60H84L83 62H82V64L83 65H81V62H80V66L84 69V70H81V72H83V74H81V76H80V78L82 77V80H83V84L85 85L84 87H83V85H82V82L80 81V79H78L79 78V74L77 75V79L79 80V82H80V84L77 82V84H78V86H82L83 87V89L84 88H86L85 90H84V94L86 95H90L89 97H93L94 95H96L97 93H98V91L99 90H97L93 85H92V83H91V79H92V75H91V72L92 71H94L93 69L94 68H92L91 69V67H93L94 65H95V63H99L100 62V64H101V61H102V68H106V67H108V68H115L116 66H117V68H119V71L121 70V67L120 66H118L119 64H117L116 66L114 65V62L111 64L112 65V67L110 66L109 67V65H110V63L112 62H108V61H110V59H107V58H109L108 56H110V54L107 56V57H104L103 58V56H104V54H102V53H104L103 51H101V50H105L106 48V50H108V45L107 44H111L110 45V47H109V50L111 49V48H113V50L114 49H116V51L118 52V54L117 55H115V59H117V58H120L121 56H124V60H125V57H126V55L127 54H124V51H123V55H122V50L123 49H127V45L130 43V44H132L133 43V39H135V37H136V34L138 33V31L139 30H141L140 29V27L139 28H137L138 26H139V24H135V25H138V26H136V29H138V30H135V32H136V34L133 32L134 31V27H135V25L134 24H132V28L130 29V26H128L127 24H129V21L127 20L128 18H126V19H124L123 18V21L125 22L126 20H127V24L126 25H124L125 23L123 22V21H121V19H116ZM151 18H153V17H151ZM96 19H98V21H99V19H100V21H99V23H98V21L96 20ZM113 19V21H111ZM114 19L116 20V22H120V23H116L115 21H114ZM136 19V18H135ZM141 19H143V18H141ZM146 19V18H145ZM154 19V20H155ZM120 20V21H119ZM134 20V19H133ZM140 20V19H139ZM153 20V21H154ZM157 20V19H156ZM77 21V20H76ZM75 21V22H76ZM79 21V20H78ZM141 21V20H140ZM151 21V20H150ZM87 22V23H86ZM96 22H97V25H96ZM109 22V23H108ZM110 22H115V24H113V23H111L110 24ZM124 23L123 24V26H125L126 28V31H129V33H127L126 31H125V29H123V32H120V31H118V29H120L119 27H121V29L123 28V26H121V23ZM137 21L135 20L134 21V23H136ZM145 22V21H144ZM148 22V21H147ZM159 22V21H158ZM39 23H40V21H39ZM89 23H91V24H89ZM132 23V22H131ZM138 23V22H137ZM143 23V22H142ZM155 23H156V21H155ZM155 23H150V24H153V26L155 25H158V24H155ZM160 23H159V25H158V27H161V25H160ZM21 24V23H20ZM93 24V25H92ZM104 24V25H105ZM110 24L111 26L113 25V28L112 29H114L116 32L115 33H113V30L111 29V33H110V25L108 26V25ZM116 24H118V26L116 25ZM149 24V23H148ZM90 25H92V26H94L93 28H92V26H91V28H90ZM114 25L115 26H117L118 27V29H116V27H114ZM131 25V24H130ZM134 25V26H133ZM99 26V27H100ZM144 26H145V24H144ZM147 26V25H146ZM145 26V27H146ZM148 26H150V25H148ZM96 27V28H95ZM127 27H129V28H127ZM144 27V28H145ZM6 28V27H5ZM4 28V29H5ZM142 28V27H141ZM152 28H154V27H152ZM3 29V30H4ZM17 29V28H16ZM90 29V30H89ZM120 29V30H121ZM133 29V30H132ZM148 29V27L146 28V29H144V30H147ZM155 29V28H154ZM154 29H153V31H154ZM71 30V29H70ZM88 30V31H87ZM107 30H108V32H107ZM130 30H132V32H130ZM12 31V30H11ZM10 31V32H11ZM122 31V30H121ZM125 31V32H124ZM152 31V30H151ZM161 31V33H163ZM3 32H5V31H3ZM9 32V33H10ZM38 32V31H37ZM78 32V31H77ZM118 32H120V33H118ZM143 32V31H142ZM6 33V32H5ZM100 33V34H99ZM123 33H126L127 34V36H125L126 34H122ZM131 33H132V35H131ZM161 33H159V35L161 36ZM67 34V33H66ZM80 34H81V38H80ZM85 34V35H84ZM129 34H130V36H129ZM133 34H135V37L133 38L132 36H133ZM139 34H140V31H139ZM148 34V33H147ZM4 34H1V36L4 38V36H3ZM150 35V34H149ZM12 36H13V34H12ZM83 36H84V38H83ZM89 36H90V34H89ZM121 36H123V37H121ZM151 36H153V34H151ZM159 36V37H160ZM7 37V36H6ZM63 37V36H62ZM125 37H127L129 40H127V38H125ZM8 38H9V36H8ZM76 38H80L81 39V41H80V39H76ZM124 38L126 39V41H130L131 39L133 40V41H131V42H125L124 41V44L126 43V45L124 46V44H123V41H122V39L124 40ZM137 39H138V35H137V37H136ZM142 38V37H141ZM1 39V38H0ZM5 39L6 38H4V41H5ZM62 38H60V40H61ZM139 40V39H138ZM137 40V41H138ZM145 40H146V37H145ZM148 40V39H147ZM151 40V39H150ZM155 40V39H154ZM157 40V39H156ZM62 41V40H61ZM78 41H79V43L81 44V45H79L78 46ZM135 41H136V39H135ZM152 41H153V39H152ZM166 41H168V46L167 45H165V43H167ZM40 42V41H39ZM56 42V43H57ZM85 42V45H87L86 43H87V41L85 40L84 41ZM90 42V43H91ZM105 42H106V45H105ZM147 42V41H146ZM2 43V41H0V44ZM164 43V44H163ZM3 44H4V42H3ZM3 44H1L2 46H3ZM58 44V43H57ZM104 45V47L106 46V48H101L102 46L101 45ZM129 44V45H130ZM134 44V43H133ZM133 44H132V46H133ZM138 44V43H137ZM155 44V43H154ZM48 45V44H47ZM99 45V47H97ZM136 45V44H135ZM81 46V47H80ZM111 46H113V47H111ZM125 48H124V47ZM138 46H139V44H138ZM137 46V47H138ZM141 46V45H140ZM153 46V45H152ZM167 46V47H166ZM171 46H172V48H171ZM47 47V46H46ZM54 46L52 45V48H53ZM86 47V46H85ZM129 47V46H128ZM167 49H170L171 48V51L169 50V52H168V50H166V48ZM72 48V49H73ZM98 48H100V49H98ZM123 48V49H122ZM46 49V48H45ZM80 49H77V50H80ZM159 49V48H158ZM157 49V50H158ZM76 51L77 53L79 52L80 54H82V51ZM92 50V49H91ZM100 50V51H99ZM106 50H105V52H106ZM128 50V49H127ZM125 51V53L127 52L128 53V51ZM134 50V49H133ZM152 50V49H151ZM49 51V50H48ZM115 51V50H114ZM114 51H113V53H114ZM115 51V53L114 54H116L117 52ZM64 53L63 55H67V53ZM93 52V53H94ZM108 52V51H107ZM138 52V51H137ZM140 52H142V51H140ZM159 52V51H158ZM165 52H163V53H165ZM88 54V55H86V54ZM97 53H94V54H96L97 55ZM109 53H111V55H113L112 54V49L110 50V52ZM139 53V52H138ZM145 53V52H144ZM160 53V52H159ZM72 54L75 56V58L74 57H72ZM106 54V53H105ZM156 54V53H155ZM91 55V57H92V53L90 54ZM129 55V54H128ZM142 55V54H141ZM161 55V54H160ZM62 57V58H66V57ZM106 56V55H105ZM157 56H159V55H157ZM92 57V58H93ZM110 57H112V56H110ZM131 57V56H130ZM147 57V56H146ZM156 57V56H155ZM62 58H61V60H62ZM107 59V63L108 64H105V60ZM212 58V57H211ZM73 59L75 60L74 62H72L73 61ZM104 59V60H103ZM112 59V58H111ZM147 59V58H146ZM154 59V58H153ZM156 59H157V57H156ZM213 59V60H214ZM37 60V59H36ZM113 60V59H112ZM119 60V59H118ZM122 58H120V62L122 63ZM123 60V61H124ZM210 60V59H209ZM65 62H66V60H64ZM125 61H127V60H125ZM141 61H142V59H141ZM159 61V60H158ZM56 62V61H55ZM161 62V61H160ZM214 62V63H215ZM116 63H118L117 61H116ZM128 63V62H127ZM135 63V62H134ZM24 64V63H23ZM63 64H64V62H63ZM66 64H64L65 66H66ZM79 64V62H77V65ZM92 64H93V66H92ZM107 65L106 67H104L105 65ZM138 64V63H137ZM98 65V64H97ZM97 65H95V66H97ZM115 67H114V66ZM121 65V64H120ZM124 65V64H123ZM140 65V64H139ZM152 65V64H151ZM156 65L158 66V65H160V63H156ZM63 66V65H62ZM66 66V67H67ZM79 66V65H78ZM79 66V67H80ZM122 66V65H121ZM152 66H155V65H152ZM162 68L164 67V66H162V65H160ZM160 66H159V68H160ZM166 66L168 67L167 69H166ZM206 66H208V67H206ZM64 68V66H63V68H64V70H63V73L65 74V72H68L70 69H69V67H67V68ZM79 67H75L74 68V71H78V69H79ZM80 67V68H81ZM137 67V66H136ZM139 67V66H138ZM217 67V66H216ZM26 68V65H23L22 67H19L18 69H17V72H21L22 70H24ZM81 68V69H82ZM100 68V69H99ZM98 69L95 67V69H97V70H99L98 72H99V75L101 76H103L104 74H105V72H103L102 74H100L103 70H102V68L101 67H99ZM116 68V69H117ZM154 68V67H153ZM155 68H156V66H155ZM174 68H175V70H174ZM220 69V68H219ZM66 70V71H65ZM68 70V71H67ZM91 70V71H90ZM154 71H155V69H153ZM158 70H160V69H158ZM174 70V71H173ZM62 71V70H61ZM79 71H80V69H79ZM101 71V72H100ZM105 71V70H104ZM153 71V72H154ZM161 71V70H160ZM182 73H181V72ZM98 72H97V74L96 75H98ZM121 72H123V71H121ZM121 72H119L120 73V75H118V78L117 79H120L121 78V80H123V75L122 74H124V72L121 74ZM128 72V71H127ZM138 72H140V71H138ZM152 72V71H151ZM157 71H155V73H156ZM71 72L69 71L68 73H67V75H71L70 77H72V74H70ZM168 73H170V72H168ZM74 74V73H73ZM75 74H76V72H75ZM93 74V73H92ZM142 74H143V72H142ZM150 74V73H149ZM66 75V74H65ZM139 75V74H138ZM155 75V74H154ZM160 75V74H159ZM163 74H162V71H161V76H162ZM170 75V74H169ZM119 76H121V77H119ZM140 76V75H139ZM147 76V75H146ZM155 76H157V75H155ZM167 76H168V74H167ZM188 76V77H187ZM141 77V76H140ZM160 77V76H159ZM165 77H163V78H165ZM176 77V76H175ZM186 77V78H185ZM76 77H72V78H70V80H72V87H73V85H75V84H73L74 82V80L73 79H75ZM126 78V77H125ZM157 79H159L158 77H156ZM166 78H165V81H166ZM205 78V79H204ZM206 78H208V80L210 81V82H208V80L206 79ZM76 79V80H77ZM185 79V80H184ZM76 80H75V83H76ZM77 80V81H78ZM135 80V79H134ZM171 80H172V82H171ZM198 80H200V81H198ZM207 80V81H206ZM141 81V80H140ZM174 81V82H173ZM193 81V80H192ZM204 81H206V83L208 82V84H206L205 83V86H204V84H202ZM167 82H166V84H167ZM179 82H180V80H179ZM187 82V81H186ZM186 82H184L185 84H186ZM199 82H200V84H199ZM202 82V83H201ZM212 82H213V80H212ZM214 82H215V80H214ZM137 83V82H136ZM159 83V82H158ZM176 83H177V85L179 84V86L176 88ZM209 83L213 86V84L215 85V86H213V87H215L214 89H213V87L212 88H210L209 86ZM195 84V83H194ZM196 84V86H198ZM20 85V84H19ZM158 85V84H157ZM161 85H162V83H161ZM182 85V86H181ZM222 85V86H221ZM167 85H165V87H166ZM186 86V85H185ZM196 86H195V88H196ZM207 86H208V88H207ZM75 88H76V86H74ZM73 87V88H74ZM160 87V86H159ZM161 87V88H162ZM168 87H166L167 89H169ZM200 87V86H199ZM203 87H205V88H203ZM74 88V89H75ZM141 88V87H140ZM207 88V89H206ZM24 89V88H23ZM196 89H198V87L196 88ZM209 89H213V90H209ZM26 90V89H25ZM179 90H180V88H179ZM195 90V91H194ZM205 90V91H204ZM209 90V91H208ZM18 91H20V90H18ZM154 91H156V90H154ZM161 91V90H160ZM199 91L201 92V89L199 88ZM211 91V92H210ZM216 91V92H215ZM16 92V91H15ZM13 90H11V89H9L7 86L6 87H3V88H1L0 89V111H1V113H3V114H6L7 112H9V111H12L14 108H16L17 109V107H18V103L20 102V99H21V97L19 98V95H17V92L15 93ZM140 92V91H139ZM144 92V91H143ZM179 92V91H178ZM196 92V93H195ZM20 93V92H19ZM18 93V94H19ZM23 93V92H22ZM202 93V92H201ZM91 94H94V95H92L91 96ZM142 94V93H141ZM159 94V96H165V95H162L161 93H158ZM161 94V95H160ZM194 94H196V96L194 95ZM220 94V93H219ZM23 95H24V93H23ZM151 95V94H150ZM153 95H157V93L156 94H153ZM177 95H179V94H177ZM205 95V94H204ZM208 95V94H207ZM21 96V95H20ZM137 96V95H136ZM158 96V95H157ZM200 96V97H199ZM214 96H220V95H214ZM65 97H67V96H65ZM64 97V98H65ZM95 97V96H94ZM93 97V98H94ZM144 97V96H143ZM142 97V98H143ZM175 97V98H174ZM210 97V96H209ZM209 97H206V98H209ZM64 98H62V99H64ZM153 98V97H152ZM156 98V97H155ZM155 98H153L154 100H155ZM160 98V97H159ZM165 98V99H166ZM176 98H182L183 99V101H182V99L180 100L179 99V101L176 99ZM200 98H201V100H200ZM58 99V98H57ZM66 99V98H65ZM92 99V98H91ZM90 99V100H91ZM157 100L156 101H158V98H156ZM188 99V100H189ZM152 100V99H151ZM163 100V99H162ZM161 100V101H162ZM175 100H172L173 102L175 101ZM184 100L186 101V102H184ZM200 100V101H199ZM58 101V100H57ZM56 101V102H57ZM60 101V100H59ZM167 101V102H168ZM176 101H175V103H176ZM205 103H204V102ZM208 102L210 101L209 99L207 100ZM61 102V103H60ZM60 102H58V104H60V105H58L57 103L54 105L55 106V108H59V106L60 107H62L63 105H62V103H63V100H61ZM143 102V101H142ZM146 102V101H145ZM160 102V101H159ZM182 102H184L183 104H182ZM194 102V103H193ZM197 102L195 103V104H197ZM65 103H66V101H65ZM154 103V102H153ZM153 103H151V105L153 104ZM164 103H165V101H164ZM163 103V104H164ZM191 103H193L192 105H194L193 107L194 108H198V109H195L194 110V108L191 106ZM198 103V104H199ZM53 104H54V102H53ZM52 104V105H53ZM64 104V103H63ZM168 105H169V102L167 103ZM177 104L178 103H176V105L175 106H177ZM197 104V105H198ZM52 105L50 106V104H49V106H50V108L52 107ZM62 105V106H61ZM66 105V104H65ZM135 105V104H134ZM150 105V106H151ZM166 104H164V106H165ZM168 105H166V106H168ZM200 105H198L199 107H200ZM156 106V105H155ZM160 106H163V105H160ZM163 106V107H164ZM165 106V109H169L170 107H166ZM186 105H184L182 108H184ZM202 106V105H201ZM145 107V106H144ZM147 107V106H146ZM192 107V108H191ZM203 107V106H202ZM206 107V106H205ZM204 107V108H205ZM210 107V108H209ZM153 108V107H152ZM159 108V107H158ZM162 108V107H161ZM177 109L178 108H180L179 106H177L176 107ZM59 109H61V108H59ZM145 109V108H144ZM148 109H150L149 108V106H148ZM160 109V108H159ZM164 108H162V111H164L163 110ZM172 109V108H171ZM184 109V110H185ZM140 109H138V111H139ZM152 110V109H151ZM179 110V109H178ZM202 110H201V114H202ZM170 111V109L168 110V112ZM195 111V112H194ZM166 112V111H165ZM167 112V114H169V113H171V112H169L168 113ZM177 112H181V111H177ZM146 113V112H145ZM162 113V112H161ZM172 113L170 114V115H172ZM183 113V112H182ZM149 113H147L146 115H148ZM164 113H162V115H163ZM151 115V114H150ZM162 115H160V116H162ZM156 116V115H155ZM158 116H159V114H158ZM172 116V117H173ZM187 116V117H186ZM136 117V116H135ZM150 117V116H149ZM165 117V116H164ZM171 116H169L168 117V119L170 118ZM183 117V118H184ZM153 118V117H152ZM181 118H182V116H181ZM144 119V118H143ZM142 119V120H143ZM154 119H156V118H154ZM154 119H153V121H154ZM162 119V118H161ZM164 119H166V118H164ZM15 119H13V121L11 122L10 121V125H9V129L11 130V134H7V135H9V137L11 138V141H10V144H12L11 146H13L14 144H16V143H18V144H20L21 146H23V149H22V151H24L25 153L27 152V151H36L37 152V155L40 157V154H41V157H40V159L42 158V161H43V164L42 165H40V166H42V167H40V168H36V167H34V168H32V167H29L28 166V164H26L25 162H20L19 163V165H20V170L18 171V170H16V169H14L13 171H12V173L10 172V173H4L3 171L5 170V165H4V163H3V161H2V159L0 158V183L2 182V180H7V182H11V181H14V180H17V184L18 185H20V186H22L24 189H25V191L26 192H32L33 194H34V197H36L37 198V203H38V205L36 204V206L35 207H33V215H34V217H35V219H36V221H37V225H38V231L36 232V233H34L31 237H29V242H31V240H33L34 238H35V235L36 234H40L39 236L40 237H42V238H40V239H42V242H41V244L43 245V247H44V250L45 249H47V244H48V236L46 237V235H45V232H46V234H47V232L50 230L49 228L51 227L52 228V230L50 231V232H54L55 233V229H53V226H52V220H51V211H50V207L48 206L50 203H52V202H57V203H59L60 204V206H62V208H63V212H61L57 217H55V219H56V225H58V227L61 229V228H67L66 229V232H67V236L69 237V239H68V241H70V242H72L74 245H77L81 250H83V246L81 245V242H80V239H79V235H78V230H77V228L74 226V225H72L71 223H70V221L74 218V217H76L77 215H78V213L80 212V209H88L94 202H96V201H100V202H104V200H106V198L107 199H112V200H116V201H118V202H120V203H122L123 205H125V206H127V207H129V206H132V205H134V206H137V207H141L140 209L141 210H143V211H141L140 209V212L138 213V212H134L135 213V220L136 221H138V223H141L142 224V228L146 231L145 233H146V237L147 238H149L150 237V239H153L154 241H155V243L158 245V247H160L161 249H162V251H163V253H164V257H165V260H166V264H169V262H171V263H174V264H183V262H185V260L183 261L180 257H179V255L177 256L175 253H180V254H182L183 253V251L182 250H185V249H187V247L189 248V249H191V248H194L195 250L194 251H196L201 257H202V260L204 259V257H207V263L206 264H214L215 262V260L214 261H212L211 260V258H212V256H213V253L215 254V251H217V247H218V235L215 233V232H212L211 233V231H209V234H210V236L208 237V239H206V240H204L203 242H201V243H197V241H195V239L194 238H192V237H190V238H188V242L186 241V246H185V242H184V240H185V236H184V239H182V236H179L180 234H178V233H175V231H174V233L176 234V236L175 235H172V234H169V233H167L168 232V229H167V232H166V229H165V226H166V224H165V218L163 217V216H161V210L160 211H158V210H152V209H150L146 204V202H144V200L141 198V196H139V195H134L133 197H127V190H126V187L124 186V185H126V184H124V183H120V182H115V180H113V178H108V176H101V171H99V170H97L94 166H89V164L86 166L85 164H83L84 162H81V161H79V162H81L82 164H78L77 162V160L75 159L76 157H74L73 155L74 154H72L71 153V150H66L65 148H64V145L63 146H52V147H50V148H46V147H42L41 145L42 144H40L39 142H40V139H38V138H36V137H34L33 135H31V134H27V131H28V129H27V125H26V123L24 122V121H20V122H16V121H14ZM140 120V119H139ZM170 121H171V119H169ZM184 120V119H183ZM195 120V119H194ZM6 121H8V119L6 118ZM57 121V120H56ZM150 121V120H149ZM151 121H152V119H151ZM159 121V120H158ZM191 121L192 123H189V122ZM131 122V121H130ZM147 122V121H146ZM162 120H161V123L160 122H158V123H160V124H162ZM165 122H167V121H165ZM172 122V121H171ZM171 122H169V123H171ZM181 122V123H180ZM7 123V122H6ZM8 123H9V121H8ZM129 123V122H128ZM136 123V122H135ZM143 123V122H142ZM153 125L156 123H153V122H151ZM164 123V122H163ZM168 123V122H167ZM168 123V124H169ZM178 123L180 124V125H178ZM139 124V123H138ZM164 124H166V123H164ZM168 124H166V125H168ZM171 124H173V123H171ZM135 126H137V125H135ZM169 126V125H168ZM231 126V127H230ZM148 127V126H147ZM152 127V126H151ZM155 127V126H154ZM153 127V128H154ZM159 127V126H158ZM165 127H167V126H165ZM174 128L175 129V131H174V129L173 130H170V129H172V128ZM225 127H227V129H230V128H232V129H230V131L229 132H227V130H223V129H225ZM229 127V128H228ZM125 128V127H124ZM127 128V127H126ZM146 128V127H145ZM162 128V127H161ZM7 129V128H6ZM9 130V131H10ZM122 130V129H121ZM147 130V129H146ZM163 130H165V129H163ZM8 131V132H9ZM128 132H130L129 130H127ZM175 132L174 133V135H173V133L172 132ZM184 131V132H183ZM226 131V132H225ZM5 133V131H1L0 130V135L2 134V133ZM121 133L119 134V136H120V138L122 139V141L121 142H123L124 140H126V138H128V135H126L127 133H122V131H120ZM134 132H137V131H134ZM134 132H132L133 134H134ZM183 132V133H182ZM131 133V134H132ZM165 133V132H164ZM6 134V133H5ZM130 134V135H131ZM139 134H141L140 132H139ZM167 134V133H166ZM130 135H129V137H130ZM132 136V135H131ZM140 136V135H139ZM229 136V137H228ZM5 137H6V135H5ZM135 137H136V135H135ZM167 137V136H166ZM169 137V136H168ZM167 137V138H168ZM9 138V139H10ZM139 138V137H138ZM3 139V138H2ZM129 139V138H128ZM131 139V138H130ZM6 140V139H5ZM139 140H140V138H139ZM170 140V139H169ZM8 141V140H7ZM104 141V140H103ZM132 141V140H131ZM135 140H133V142H134ZM126 142H128V141H126ZM177 142V143H176ZM233 142V143H232ZM105 143V142H104ZM170 143V144H171ZM180 145H179V144ZM188 143V144H187ZM228 143H229V145H228ZM230 143H232V144H230ZM17 144V145H18ZM110 144V143H109ZM131 144V143H130ZM133 144V143H132ZM134 144H136V143H134ZM137 144H139V143H137ZM137 144H136V146H137ZM178 144V145H177ZM106 145H108V143L107 144H105V146ZM184 145H182V146H184ZM227 145V146H226ZM235 145V144H234ZM233 145V146H234ZM239 145H244L243 147H245L246 149H247V151L249 150V152L247 153L246 152V150H245V148H242V147H240ZM4 146V145H3ZM10 146V145H9ZM11 146H10V148H11ZM16 146V145H15ZM43 146H45V145H43ZM136 146H135V148H136ZM171 146H174V145H171ZM179 146V147H178ZM181 146V147H182ZM198 146H199V148H200V146H202V149H199L198 148ZM141 147V146H140ZM60 148H63L64 150H62L61 151V149ZM107 148V147H106ZM185 148H187L186 146H185ZM185 148H183L182 147V149L184 150ZM223 148V150H225ZM234 148V147H233ZM232 148V149H233ZM108 149V148H107ZM126 149V148H125ZM132 149V148H131ZM169 149V148H168ZM182 149L180 150V153L182 154V153H185V155L187 156V152L189 153L188 154V158H189V155L191 154L192 155V152L191 151H193V150H191V151H188V150H184V151H187V152H184V151H182ZM227 149V148H226ZM231 149V148H230ZM232 149L231 150H226L228 153H230V152H232ZM235 149V148H234ZM233 149V150H234ZM237 149H236V151H237ZM263 149H261V150H263ZM110 150V149H109ZM244 151H242V156L245 154L244 153ZM171 152H173V151H171ZM221 153V155H220V153ZM227 152H224V154L223 155H226L227 157H226V159H228V154H225V153H227ZM234 152V151H233ZM232 152V153H233ZM238 152V153H239ZM262 152V151H261ZM261 152H258V153H261ZM175 153V152H174ZM177 153V152H176ZM175 153V154H176ZM194 153V152H193ZM197 153H194V154H197ZM231 153V155H233ZM236 152H234V154H235ZM241 153V152H240ZM129 154H130V152H129ZM218 154H219V156H218ZM262 154V153H261ZM264 154V153H263ZM177 155V154H176ZM178 155H179V152H178ZM183 155V154H182ZM182 155H181V157H182ZM185 155H184V157H185ZM198 155V154H197ZM43 156H45L44 158H43ZM153 156V155H152ZM235 156H237V154L236 155H234V158H236ZM241 156V157H242ZM245 156V155H244ZM179 157H180V155H179ZM180 157V159L182 160V158H184V157H182L181 158ZM193 157V156H192ZM195 157V156H194ZM198 157V156H197ZM204 157H201L202 159L204 158ZM239 157V156H238ZM237 157V159H240V158H238ZM46 158H48L49 159V161L46 159ZM187 158V159H188ZM196 158V157H195ZM199 158V157H198ZM198 158L195 160V161H198ZM201 158H199V159H201ZM204 158V159H205ZM224 158H221V159H224ZM232 159H233V157H231ZM230 157H229V159H231ZM243 158V157H242ZM242 158H241V160H242ZM247 157H245V158H243V159H246ZM249 158V157H248ZM81 159V158H80ZM150 159V158H149ZM186 159V160H187ZM191 159V158H190ZM189 159V160H190ZM236 159V160H237ZM82 160V159H81ZM192 160V159H191ZM191 160H190V162H191ZM214 160V161H213ZM249 160V159H248ZM257 160V159H256ZM20 161V160H19ZM117 161V160H116ZM180 161V160H179ZM184 161V160H183ZM193 161V160H192ZM201 161V160H200ZM200 161H198V163L200 162ZM207 161V160H206ZM211 161V160H210ZM232 161H234L235 162V159L234 160H232ZM243 161H245V160H243ZM249 161H251V160H249ZM263 161V160H262ZM86 162V161H85ZM180 162H182V161H180ZM185 162H187V161H185ZM189 162V161H188ZM202 162V161H201ZM204 162H205V160H204ZM215 162V163H216ZM219 162V161H218ZM227 162H229V160L228 161H226V163ZM253 162V161H252ZM209 163V162H208ZM221 163V161L219 162V164ZM222 163H223V161H222ZM245 163H246V161H245ZM249 163V162H248ZM254 163V162H253ZM176 164V163H175ZM183 164H184V162H183ZM188 164H190V163H187L186 164V166H188ZM200 164L201 163H199V166H200ZM204 164V163H203ZM240 164V163H239ZM247 164V163H246ZM257 164V165H256ZM255 165H256V167L258 166V163H256ZM262 164H263V166H264V162H262ZM94 165V164H93ZM192 165V164H191ZM194 165V164H193ZM209 165V166H208ZM207 165V163H206V167L208 166V167H210V172H208L207 170H205L204 168H202V169H204V170H200L201 169V167H199V170H200V174H202L201 172H204V171H207V173H210L208 176H211V177H208V178H210V179H212L214 182L217 180V179H220L221 178V183H223V181H225L224 179H225V176H227V175H229V177L231 176L230 174V170H229V168L228 169H226V168H224L223 166H224V164H221L222 165V167H221V165L220 166H216V165H218L217 163L216 164H212V165H210V164H208ZM236 165V164H235ZM35 166V165H34ZM95 166H96V164H95ZM97 166H98V164H97ZM180 166H181V164H180ZM196 166H197V164H196ZM195 166V167H196ZM234 166V165H233ZM232 166V167H233ZM239 166V165H238ZM182 167V166H181ZM184 167V166H183ZM191 168H192V166H190ZM190 167H189V170H190ZM198 167V166H197ZM205 167V166H204ZM252 167V166H251ZM251 167H249L248 168V170H250V169H252ZM259 167H261L260 165H259ZM259 167H257L258 169H259ZM185 168V167H184ZM234 168H235V166H234ZM238 168V167H237ZM240 168H241V166H240ZM247 167H245V169H246ZM256 168V169H257ZM192 169H194V168H192ZM195 169H197V168H195ZM257 169V170H258ZM261 169V168H260ZM259 169V170H260ZM112 170V169H111ZM187 170V169H186ZM185 170V171H186ZM234 170V169H233ZM241 170V169H240ZM262 170H264V168L262 169ZM104 171V170H103ZM183 171V170H182ZM188 171V170H187ZM242 171H243V169H242ZM251 171V170H250ZM249 171V172H250ZM3 172V173H2ZM106 172V171H105ZM193 172V171H192ZM195 172V171H194ZM193 172V173H194ZM193 173H191V174H193ZM229 173V174H228ZM251 173V177L253 176L252 174V172H250ZM255 173V172H254ZM204 174H205V172H204ZM232 174H233V172H232ZM241 174V173H240ZM239 174V175H240ZM243 175H245V174H243ZM248 175H250V174H248ZM259 174H257V176H258ZM62 176H64L65 178L64 179H62L61 177ZM256 175H254V177H252V178H256L255 177ZM262 176V175H261ZM199 177V176H198ZM228 177V176H227ZM238 177H240V176H238ZM250 177V178H251ZM60 178L62 179V180H60ZM190 178V177H189ZM222 178H224L223 179V181H222ZM258 178L260 179V177H257V182L259 183V181H258ZM185 179V178H184ZM192 179V178H191ZM216 179V180H215ZM253 179V180H254ZM263 179V178H262ZM262 179H260L261 181L260 182H262ZM200 180H201V177H200ZM207 180V179H206ZM205 180V181H206ZM211 180V181H212ZM239 180V179H238ZM250 180V179H249ZM252 180V181H253ZM210 181V182H211ZM212 181V182H213ZM227 181H228V179H227ZM232 181V180H231ZM243 181V180H242ZM256 181V179L254 180V182ZM203 182V181H202ZM213 182V183H214ZM248 182V181H247ZM246 182V183H247ZM253 182V184H255ZM6 183V182H5ZM120 183V184H119ZM191 183V182H190ZM225 183H227L226 181H225ZM234 183V182H233ZM244 183V182H243ZM245 183V184H246ZM204 184V183H203ZM207 184V183H206ZM262 184V183H261ZM153 185V184H152ZM151 185V186H152ZM199 185H201V184H199ZM208 185V184H207ZM213 185V184H212ZM218 185V184H217ZM216 185V186H217ZM224 185H226L227 186V184H224L223 183V185L221 186V187H223ZM229 185V184H228ZM234 185V184H233ZM236 185V184H235ZM184 186V185H183ZM215 186V185H214ZM219 186V185H218ZM251 186V185H250ZM255 186H257V183H256V185ZM212 187V186H211ZM249 187V186H248ZM261 187V186H260ZM149 188V187H148ZM225 188V187H224ZM233 188H234V186H233ZM242 188V187H241ZM198 189V188H197ZM205 189H206V187H205ZM204 189V190H205ZM222 189V188H221ZM244 189H246L247 190V188H244ZM243 189V190H244ZM254 189V188H253ZM153 190V189H152ZM186 190V189H185ZM211 190V189H210ZM239 190H241V189H239ZM259 190V189H258ZM57 191H58V193H57ZM213 191V190H212ZM238 191V190H237ZM255 191H257V190H255ZM260 191V190H259ZM238 192H240V191H238ZM241 192H243L242 190H241ZM253 192H254V190H253ZM261 192V191H260ZM259 192V193H260ZM263 192V191H262ZM261 192V193H262ZM130 193V192H129ZM132 193V192H131ZM134 193H135V191H134ZM187 193V192H186ZM193 193V192H192ZM203 193V192H202ZM208 193V192H207ZM257 193V192H256ZM255 193V194H256ZM260 193V195H262ZM197 194V193H196ZM248 194V193H247ZM188 195V194H187ZM189 195H191V194H189ZM206 195V194H205ZM243 195V194H242ZM250 195H253V193L252 194H250ZM192 196H193V194H192ZM195 196H197V195H195ZM255 196V195H254ZM257 196V195H256ZM256 196H255V198H256ZM198 197V196H197ZM196 197V198H197ZM249 197V196H248ZM262 197V196H261ZM50 198H51V200H50ZM188 198V197H187ZM195 199V198H194ZM199 199H201V197L199 198ZM236 199V198H235ZM234 199V200H235ZM241 199V198H240ZM261 199H264V197L263 198H261ZM48 200H50V202L48 201ZM150 201H151V199H149ZM233 200V201H234ZM237 200H238V198H237ZM258 200V199H257ZM256 200V201H257ZM33 201V200H32ZM148 201V200H147ZM177 201H178V199H177ZM197 201V200H196ZM199 201V200H198ZM236 201V200H235ZM254 201V200H253ZM261 201V200H260ZM190 202V201H189ZM49 203V204H48ZM149 203V202H148ZM153 203V200L151 201V204ZM179 203V202H178ZM235 203H237V201L235 202ZM247 203V202H246ZM254 203H255V201H254ZM239 204V203H238ZM150 205V204H149ZM175 205V204H174ZM177 205V204H176ZM175 205V206H176ZM182 205H183V203H182ZM189 205V204H188ZM199 205V204H198ZM237 205V204H236ZM235 205V206H236ZM241 205V204H240ZM249 205V204H248ZM259 205V204H258ZM247 206V205H246ZM253 206V205H252ZM262 206V205H261ZM260 206V207H261ZM205 207V206H204ZM234 207V206H233ZM239 207H241V206H239ZM248 207H250V209H251V206H248ZM254 207H256V206H254ZM264 207V206H263ZM158 208V207H157ZM181 208V207H180ZM189 208H191V207H189ZM243 209H244V207H242ZM241 208V210H243ZM170 209V208H169ZM201 209V208H200ZM236 213L237 214H239V216H242V219H244L245 218V221H246V218L250 215H248V214H246V212H244L246 215L244 216V214H243V212H240V209L238 208V207H236ZM262 209V208H261ZM177 210V209H176ZM186 210H187V208H186ZM251 210H253L254 212H255V210H254V208L253 209H251ZM245 211H247V209L245 210ZM263 211V210H262ZM165 212H166V210H165ZM173 212V211H172ZM176 212V211H175ZM260 212V211H259ZM247 213H249L248 211H247ZM251 213H252V211H251ZM258 213V212H257ZM262 213V212H261ZM163 214V213H162ZM167 214V213H166ZM254 214V213H253ZM252 214V215H253ZM259 214V213H258ZM262 214H264V213H262ZM174 215H176L175 213H174ZM179 215V214H178ZM260 215L261 214H259V216L258 217H260ZM169 216V215H168ZM171 216V215H170ZM264 216V215H263ZM262 216V217H263ZM167 217V216H166ZM250 217H251V215H250ZM250 217H248V218H250ZM169 218V217H168ZM181 218V217H180ZM254 218V217H253ZM255 218L257 219V217L255 216ZM164 219V220H163ZM167 219V218H166ZM236 219H240V218H236ZM251 220H253L252 218H250ZM263 219V218H262ZM168 220V219H167ZM171 220V219H170ZM247 220H249V219H247ZM261 220V219H260ZM259 220V221H260ZM245 221H244V223H245ZM254 221H256L255 219H254ZM262 221V220H261ZM260 221V222H261ZM143 222V223H142ZM149 222L150 223H153V224H155V227L153 226V227H151L150 225H149ZM219 222H220V220H219ZM242 222V221H241ZM247 222V224H245V226L246 225H248L249 223H248V221H246ZM250 222V221H249ZM170 223V222H169ZM174 223V222H173ZM222 223V225H224L223 224V222H221ZM232 223H238L239 225L238 226H240V221H236L235 219L233 220V222ZM12 224V223H11ZM219 224V223H218ZM253 224H254V222H253ZM263 224V223H262ZM262 224H258V226H260V227H262V229H264V225H262ZM175 224H173V226H174ZM221 225V224H220ZM251 225V227H253L252 226V224H250ZM254 225H256V224H254ZM241 226H243L242 224H241ZM11 227H12V225H11ZM176 227V226H175ZM174 227V228H175ZM247 227V226H246ZM249 227V226H248ZM247 227V228H248ZM57 228V227H56ZM168 228V227H167ZM173 228V227H172ZM208 228V227H207ZM257 228V231H258V228L259 227H256ZM205 229V228H204ZM244 229H246V228H243V229H241L240 228V230H244ZM249 229V228H248ZM251 229H253V228H251ZM175 230H177V228H175ZM238 230H239V227H238ZM260 231H261V228L259 229ZM173 231V230H172ZM233 231H234V229H233ZM245 231V230H244ZM256 231V230H255ZM260 231H258V233H260ZM50 232H48V234L50 233ZM262 232V231H261ZM236 233V232H235ZM243 233V232H242ZM249 233V232H248ZM251 233V235H252V232H250ZM257 233V232H256ZM255 233V234H256ZM51 234V233H50ZM178 234V235H177ZM226 234V233H225ZM245 234V233H244ZM254 234V233H253ZM254 234V235H255ZM261 234H263V233H261ZM237 235V234H236ZM235 235V236H236ZM240 235H241V233H240ZM239 235V236H240ZM246 235H247V232H246ZM187 236V235H186ZM243 236V235H242ZM248 236V235H247ZM258 236V235H257ZM261 237V236H260ZM234 238V237H233ZM236 238V237H235ZM245 238H249V237H245ZM251 238V237H250ZM258 238V237H257ZM181 239H182V241L184 242H182L181 241ZM237 239V238H236ZM236 239H235V241H236ZM242 239V238H241ZM264 239V238H263ZM262 239V240H263ZM187 240V239H186ZM232 240H234V239H232ZM244 241H245V239H243ZM256 240V239H255ZM255 240H254V243H255ZM238 241V240H237ZM233 242V241H231V247H232V250H230L231 252L230 253H239V254H241V253H249L248 252V250L250 251V249L248 248V250H247V247L246 246H248L249 247V244H250V242H252V240L250 241H248L247 240V242H245V244H244V242H243V245L246 247H244L243 245V247H240V245L241 244H239V243H241V242ZM257 241V240H256ZM262 242H264V241H262ZM38 243V242H37ZM39 243H40V241H39ZM248 243V244H247ZM259 245H262L261 244V242H257ZM252 244V243H251ZM258 244L256 245L257 247H258ZM252 247H254L253 246V244L251 245ZM186 247V248H185ZM230 247V246H229ZM263 248V247H262ZM261 248V249H262ZM254 249V248H253ZM260 249V250H261ZM255 250V249H254ZM253 250V251H254ZM262 250H264V249H262ZM190 251V250H189ZM228 251H229V249H228ZM256 251H257V249H256ZM255 251V252H256ZM263 252V251H262ZM189 253V252H188ZM195 253V252H194ZM229 253V252H228ZM252 254H253V252H251ZM264 253V252H263ZM170 256H168V255ZM242 254V255H243ZM85 255H86V253H85ZM183 255H185V253H183ZM187 256H188V254H186ZM185 255V256H186ZM190 255V254H189ZM246 255V254H245ZM250 255V254H249ZM264 255V254H263ZM171 259V260H169V258ZM186 256V257H187ZM244 256V255H243ZM242 256V257H243ZM247 257H248V255H246ZM189 257V256H188ZM192 257V256H191ZM233 257V256H232ZM241 257V256H240ZM239 257V258H240ZM247 257H245V258H247ZM250 257H252V256H250ZM244 258V257H243ZM206 259V258H205ZM213 259V258H212ZM238 259V258H237ZM242 259V258H241ZM254 259V258H253ZM189 260V259H188ZM195 260V259H194ZM218 260V259H217ZM240 260V259H239ZM243 260V259H242ZM253 261V260H252ZM263 261V260H262ZM261 261V262H262ZM189 262H191V261H189ZM213 262V263H212ZM247 262V261H246ZM170 263V264H171ZM185 264V263H184ZM192 264V263H191ZM196 264V263H195Z\"/></svg>", "mask_w": 264, "mask_h": 264}, {"label": "built area", "instance_id": "obj_3", "mask_svg": "<svg viewBox=\"0 0 264 264\" xmlns=\"http://www.w3.org/2000/svg\"><path fill=\"white\" fill-rule=\"evenodd\" d=\"M29 160L42 165V159ZM94 202L70 223L78 230L83 250L62 233L54 234L47 249L36 255L29 237L38 231L33 202L14 181L0 187V225L15 222L16 228L0 235V264H166L156 244L145 243L146 231L125 215L135 213L116 200ZM53 217L63 212L57 202L50 204ZM143 223V222H142ZM86 253V255H85Z\"/></svg>", "mask_w": 264, "mask_h": 264}]
</instances>
